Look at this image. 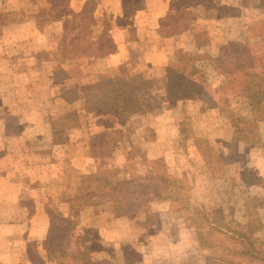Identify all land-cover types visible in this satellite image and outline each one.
<instances>
[{"label": "rangeland", "instance_id": "rangeland-1", "mask_svg": "<svg viewBox=\"0 0 264 264\" xmlns=\"http://www.w3.org/2000/svg\"><path fill=\"white\" fill-rule=\"evenodd\" d=\"M237 4L239 15L233 24L217 25L215 30L207 32L211 42L225 40L220 47H224V58L218 60V54H208L207 48L203 49L205 53L179 50L170 63L173 65L184 58L198 68L205 89L202 98L176 101L175 109L171 110L164 100L167 98L164 84L167 69L162 78L159 69L151 68L144 78L151 77L154 88L139 102L140 112L155 108L156 102V108L160 109L155 108L148 117L161 127L156 131L144 127L132 132L125 123L108 126L101 117L98 130L104 131L92 130L96 134L91 140L92 154L97 157L92 166L95 171L75 177L73 190L60 191V194L51 192L54 199H49L48 203L59 199V207H36L28 199L21 200L26 204L25 210H21L24 216L29 212L28 216H41L43 221L40 217L32 223L8 221L10 216L18 219L22 215H12L13 208L2 200L0 264H40L34 258V250L43 264H82L87 250V256L97 264H264L258 258L241 257L231 251L240 248L233 231L238 230L246 233L264 255V120L253 119L255 113L245 96L233 89L219 88L225 87L226 78L236 77L249 66L262 70L264 0H238ZM134 6L130 5L129 10ZM48 11V0H0V56L5 46L10 45L3 40H13L19 22L28 15ZM46 23L43 21L42 28ZM100 25L94 38L108 25L107 19H102ZM200 32L204 39L205 31ZM50 34L53 36L52 31ZM203 39H200L202 44L206 43ZM230 43H235L233 48L227 46ZM42 58L50 61L44 55ZM25 66L36 75L34 61ZM10 67L0 61V119L15 112L17 105L35 102L33 96L38 99L34 89L29 101H25L29 92L23 94L22 90L24 103H16L21 97L8 91L15 84L16 76ZM63 75V71H58L57 77ZM30 78L34 79L32 83L36 81L34 76ZM22 111L28 117L26 120L38 121L36 112ZM73 112V117L66 118L64 124L72 119L95 122V117L86 120L76 109ZM36 132L38 134V128ZM159 158H162L161 164L154 166L152 162ZM152 172H164L167 181L161 184V196L150 198L144 206L151 214L146 226H136V219L129 218L118 223L108 221L109 207L106 210L104 204L88 206L79 214L64 257H46L44 242L49 231V211L68 214V197L91 182L95 175L104 176L108 185L114 187L120 180L139 179ZM144 222L145 214L138 218V223ZM210 222L215 223L210 225ZM31 226L38 227L39 232L33 233L34 240L25 241Z\"/></svg>", "mask_w": 264, "mask_h": 264}, {"label": "crops", "instance_id": "crops-1", "mask_svg": "<svg viewBox=\"0 0 264 264\" xmlns=\"http://www.w3.org/2000/svg\"><path fill=\"white\" fill-rule=\"evenodd\" d=\"M88 1L90 0H70L69 8L78 13ZM94 1L95 25L92 38L98 39L101 36L94 38L95 30L101 26L102 19H107L108 25L103 30L107 31L115 46L108 55L64 59L59 49L62 21H49L43 28L38 29L35 16L32 15H28L15 26L17 30L13 40H3L4 44L10 45L5 46L0 61L8 63L12 71L16 72L15 84L8 91L18 93L20 97L22 90L23 94L29 92L25 99L29 101L31 91L36 89L34 93L38 97H32L35 99V102H30L32 106L28 102L17 105L15 112H9L0 119V206L2 200H5L6 206L13 208L12 215H22L18 219L10 216V222L32 223L36 217L43 221L41 216H28L29 212L24 216L21 210H25L26 204L21 200L28 199L36 207H59V199L56 203H48L49 199H54L50 193L60 194V191L73 190L75 186L71 185L75 177L95 171L92 166L97 157L92 154V130L95 133L104 131L102 128L98 130L101 117L108 126L116 122L123 126L125 123L133 129L132 132L144 127L156 131L157 127H161L148 117L156 108V102L153 104L155 108L146 110L147 113L140 112L141 106L138 104V112L125 121H119L112 114L88 112L85 101L89 86L96 84L102 75L144 78L146 72L153 67L161 71L163 78V71L171 65L173 56L179 50L205 53L203 49L207 48L208 54L217 56L225 40L211 42L207 32L212 28L215 30L217 25L233 24L239 15L236 10L238 0H214L213 7L198 5L190 9L193 19L184 32L162 37L158 32V23L168 13L171 0H131L136 5L131 10L128 0ZM200 30L205 31L206 39L202 38ZM200 39L206 40V43L202 44ZM29 49H32L31 52ZM42 55L50 61L43 60ZM30 61L37 64L36 75L30 73V69L25 66ZM17 66L20 68L16 69ZM58 71H63V77H57ZM30 76H34L36 81L32 83L34 79ZM147 78L150 86L144 96L154 88L151 86V77L147 75ZM164 84L166 86V79ZM21 100L22 97L20 101L17 100L19 102H15L20 103ZM164 100L171 110L175 109L173 106L177 105L176 101L170 102L165 97ZM25 106L26 109H21ZM75 109L86 120L87 117H95V122H77L72 119L69 124H64L66 118L73 117ZM22 110L36 112L38 121L26 120L28 117ZM107 207L108 221L118 223L126 218H115L111 204L104 203L106 210ZM37 230L38 227L31 226L26 232L28 237L25 241L34 240L32 235Z\"/></svg>", "mask_w": 264, "mask_h": 264}, {"label": "trees", "instance_id": "trees-1", "mask_svg": "<svg viewBox=\"0 0 264 264\" xmlns=\"http://www.w3.org/2000/svg\"><path fill=\"white\" fill-rule=\"evenodd\" d=\"M69 1L48 0L49 11L35 15L38 29L42 28L43 21H62L59 49L66 60L80 57H103L111 53L115 46L106 30L102 31L98 39L92 38L95 25V1L86 2L82 11L78 13L69 8ZM128 3L134 5L131 0L130 2L128 0ZM198 5L213 7L214 0H171L168 13L158 23L160 36L169 37L184 32L193 19L190 9ZM230 45L232 47L235 43L227 46ZM223 51L224 47L218 53V60L226 56ZM166 74L165 94L168 101L200 99L204 96L205 89L200 80L203 78L200 75L201 72L184 58L178 59L175 64L169 66ZM223 83L225 87L220 86V89H233L238 95L245 96L249 100L255 113L253 118L255 121L264 120V66L261 71L249 66L236 77L229 76ZM149 86V81L143 77L102 75L96 84L86 89V110L100 112V114H112L119 121H123L138 112V104ZM161 162L162 159H157L152 163L158 166ZM166 181L164 172H152L139 179L120 180L114 187H111L104 176L95 175L91 182L81 186L75 194L68 197V214L48 212L49 231L44 242L46 257H64L65 249L78 225L79 214L88 206L110 203L115 218L136 219V226H146L151 220V214L144 209L147 208L144 206L150 198L161 196V184L164 185ZM94 199L97 201L94 202ZM144 214L145 222L138 223V218ZM215 222H210V225H214ZM233 231L238 238L240 248L231 249L232 253L264 261V255L254 247L246 233ZM244 240H246L245 243ZM86 252L88 250L83 254L82 264H97L87 256ZM32 253L36 261L40 264L44 263L37 251L34 250Z\"/></svg>", "mask_w": 264, "mask_h": 264}]
</instances>
